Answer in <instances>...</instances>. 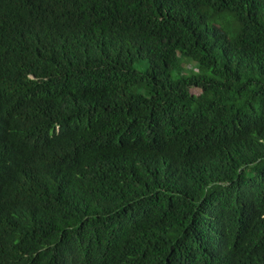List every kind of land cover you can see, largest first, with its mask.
I'll list each match as a JSON object with an SVG mask.
<instances>
[{
    "label": "trees",
    "instance_id": "16d2710c",
    "mask_svg": "<svg viewBox=\"0 0 264 264\" xmlns=\"http://www.w3.org/2000/svg\"><path fill=\"white\" fill-rule=\"evenodd\" d=\"M0 264H264V0H0Z\"/></svg>",
    "mask_w": 264,
    "mask_h": 264
},
{
    "label": "rangeland",
    "instance_id": "374dc122",
    "mask_svg": "<svg viewBox=\"0 0 264 264\" xmlns=\"http://www.w3.org/2000/svg\"><path fill=\"white\" fill-rule=\"evenodd\" d=\"M188 67L190 66V65H187Z\"/></svg>",
    "mask_w": 264,
    "mask_h": 264
}]
</instances>
